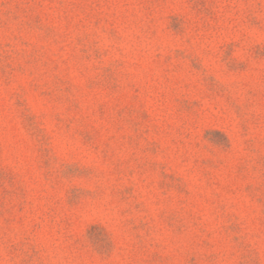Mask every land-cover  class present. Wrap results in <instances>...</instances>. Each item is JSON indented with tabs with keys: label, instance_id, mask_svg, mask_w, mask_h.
Listing matches in <instances>:
<instances>
[{
	"label": "rangeland",
	"instance_id": "374dc122",
	"mask_svg": "<svg viewBox=\"0 0 264 264\" xmlns=\"http://www.w3.org/2000/svg\"><path fill=\"white\" fill-rule=\"evenodd\" d=\"M0 264H264V0H0Z\"/></svg>",
	"mask_w": 264,
	"mask_h": 264
}]
</instances>
